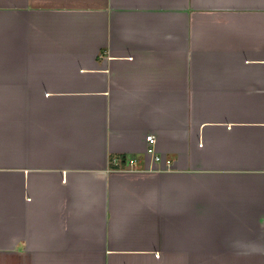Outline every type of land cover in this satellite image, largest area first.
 Instances as JSON below:
<instances>
[{
	"label": "crops",
	"instance_id": "0c3cea01",
	"mask_svg": "<svg viewBox=\"0 0 264 264\" xmlns=\"http://www.w3.org/2000/svg\"><path fill=\"white\" fill-rule=\"evenodd\" d=\"M0 264H264V0H0Z\"/></svg>",
	"mask_w": 264,
	"mask_h": 264
},
{
	"label": "built area",
	"instance_id": "2783aa9c",
	"mask_svg": "<svg viewBox=\"0 0 264 264\" xmlns=\"http://www.w3.org/2000/svg\"><path fill=\"white\" fill-rule=\"evenodd\" d=\"M146 142H147L146 155L150 157L151 162L153 164H160L161 162H164L165 170L169 171L173 163L171 162L170 159H167V158L163 159L160 155L156 153L155 147H154V143H155L154 136L148 135L146 137ZM121 162H122V159L116 157V158L110 159L109 164L112 168L114 167L116 169H120ZM137 162H138L137 159H129L127 164L129 168L132 169V168H135Z\"/></svg>",
	"mask_w": 264,
	"mask_h": 264
}]
</instances>
